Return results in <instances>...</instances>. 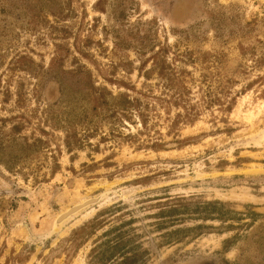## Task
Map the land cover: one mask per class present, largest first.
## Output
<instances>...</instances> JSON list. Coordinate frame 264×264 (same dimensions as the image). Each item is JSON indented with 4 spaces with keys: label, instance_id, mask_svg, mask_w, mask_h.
<instances>
[{
    "label": "rangeland",
    "instance_id": "obj_1",
    "mask_svg": "<svg viewBox=\"0 0 264 264\" xmlns=\"http://www.w3.org/2000/svg\"><path fill=\"white\" fill-rule=\"evenodd\" d=\"M261 102L264 0H0V264H264Z\"/></svg>",
    "mask_w": 264,
    "mask_h": 264
},
{
    "label": "bare ground",
    "instance_id": "obj_2",
    "mask_svg": "<svg viewBox=\"0 0 264 264\" xmlns=\"http://www.w3.org/2000/svg\"><path fill=\"white\" fill-rule=\"evenodd\" d=\"M264 113V104L261 102L260 105L257 107V111L255 110H248L244 116V118L246 119V121L250 122V123H253V121L260 117L261 114ZM78 189V187H77ZM76 189V191H74L73 195H74V198H76L75 201L76 202V206L75 207H79L80 205L86 203V200L84 198V196L80 195V192ZM94 200V199H93ZM92 211H89V212H85L83 214V217H86L88 216Z\"/></svg>",
    "mask_w": 264,
    "mask_h": 264
},
{
    "label": "trees",
    "instance_id": "obj_3",
    "mask_svg": "<svg viewBox=\"0 0 264 264\" xmlns=\"http://www.w3.org/2000/svg\"><path fill=\"white\" fill-rule=\"evenodd\" d=\"M123 109H125V106H124V108Z\"/></svg>",
    "mask_w": 264,
    "mask_h": 264
},
{
    "label": "water",
    "instance_id": "obj_4",
    "mask_svg": "<svg viewBox=\"0 0 264 264\" xmlns=\"http://www.w3.org/2000/svg\"><path fill=\"white\" fill-rule=\"evenodd\" d=\"M74 209H76V208L74 207Z\"/></svg>",
    "mask_w": 264,
    "mask_h": 264
}]
</instances>
